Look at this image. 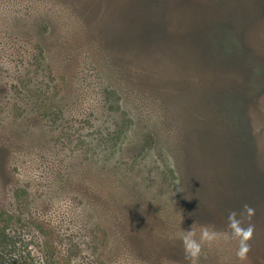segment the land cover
I'll return each mask as SVG.
<instances>
[{"label": "rangeland", "instance_id": "obj_1", "mask_svg": "<svg viewBox=\"0 0 264 264\" xmlns=\"http://www.w3.org/2000/svg\"><path fill=\"white\" fill-rule=\"evenodd\" d=\"M244 203L264 264V0H0V264H188Z\"/></svg>", "mask_w": 264, "mask_h": 264}, {"label": "clouds", "instance_id": "obj_2", "mask_svg": "<svg viewBox=\"0 0 264 264\" xmlns=\"http://www.w3.org/2000/svg\"><path fill=\"white\" fill-rule=\"evenodd\" d=\"M255 215V209L244 203L239 211L231 210L227 216L226 229L217 231L214 227L202 225L199 228V239L196 238V221L183 230L181 238L184 259L188 264H198L205 245L213 244L220 239L234 241L236 247V258L242 264H250L249 252L251 251L250 241L253 239L255 225L251 223ZM165 264H174L166 261Z\"/></svg>", "mask_w": 264, "mask_h": 264}, {"label": "trees", "instance_id": "obj_3", "mask_svg": "<svg viewBox=\"0 0 264 264\" xmlns=\"http://www.w3.org/2000/svg\"><path fill=\"white\" fill-rule=\"evenodd\" d=\"M152 222H153V220H152ZM159 247H160V246H159ZM159 247H158V248H159ZM154 250H155V249H154ZM154 250H153V253L150 254V256H154V255H155V254H154Z\"/></svg>", "mask_w": 264, "mask_h": 264}]
</instances>
